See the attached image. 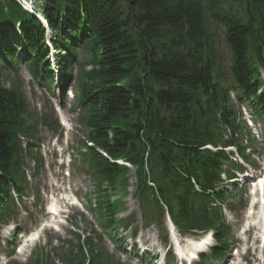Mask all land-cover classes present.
<instances>
[{
    "label": "trees",
    "instance_id": "trees-1",
    "mask_svg": "<svg viewBox=\"0 0 264 264\" xmlns=\"http://www.w3.org/2000/svg\"><path fill=\"white\" fill-rule=\"evenodd\" d=\"M39 1L52 45L64 53L57 59L62 84L79 63V167L93 186L102 228L117 242L123 233H113L122 226L135 232L130 217L119 224L121 203L111 199L133 185L145 226L162 227L167 211L182 233L212 229L214 256L222 259L229 238L221 204L232 193L221 175L234 176L223 166L235 161L219 147L236 145L244 154L245 123L231 91L264 119V0ZM45 39L36 16L17 0H0V222L13 208L12 192L24 195L31 162L37 177L39 127L56 130L52 114L33 112L22 85H6V68L15 71L24 60L49 86ZM93 236L77 234L58 260L113 264ZM39 255L31 264H49Z\"/></svg>",
    "mask_w": 264,
    "mask_h": 264
},
{
    "label": "rangeland",
    "instance_id": "rangeland-1",
    "mask_svg": "<svg viewBox=\"0 0 264 264\" xmlns=\"http://www.w3.org/2000/svg\"><path fill=\"white\" fill-rule=\"evenodd\" d=\"M39 2L41 3V0ZM51 61H54V59H52ZM8 72L10 74L6 85H22L27 101L36 115H39L44 111H48L54 117L51 108H57L58 112H56L57 115L55 114V116H57L59 120L61 118L65 122L67 127L71 128L70 130H66L65 135H60L54 139L50 138L51 133L45 131L43 134V141L36 149V151L40 153L39 170L41 171L42 181L40 195H43L46 201H53L55 199V206L53 205L55 208H59L60 206H62L64 209H66L65 200L61 199V197L64 196H66L68 200L76 203V205L72 206L71 209H69L72 213V215L70 216V220H67L65 224H56V226L58 227V231L51 229L47 230V228L42 231L43 237L40 239V246L43 247L45 242H51L53 240L51 245L47 244L46 246H44V252H47L48 254L50 253L49 255L52 257V255H55V252L53 250H51L50 252V249L53 247H59L57 248V250H59L60 247L63 246L62 238L72 239L73 242L76 243L75 234L72 233L74 232V229L87 236V234H89L91 224H94L95 227L98 224L97 219L89 211L86 202V195L91 192L92 186L89 183L87 177L80 172V168H78L77 166L78 164L75 159L78 153L73 152L72 150L73 147H77L78 145L81 149V139L83 134V129L79 128L77 121L79 119V112L71 110L75 105V90L72 87V89L69 91V93L72 92L73 97L75 96L74 98L69 97L68 99L63 100V102H59V100L57 101L55 99V96L57 97L59 94V88L57 87V85H52L51 90L43 88L41 85L37 84L36 80L29 74L24 65H19L17 72H10L9 70ZM233 103L237 105L236 110L238 109L239 111L238 100L233 99ZM60 106H62V108ZM240 108L242 109L243 116L248 118L249 114L251 113L250 109L246 106H242ZM247 130H251L252 133L254 132L253 134L257 138L256 143H254L257 154H255L252 158V162L257 165L264 160V156L262 153L264 152V149L262 150V147H264V128L263 126L260 127V129L252 127L250 128V130ZM63 131H65V129H63ZM251 132L250 137H252ZM29 165V170L34 168L33 162ZM29 170L27 169L28 172ZM132 190L133 189L130 188V191ZM36 197L37 195L34 196L33 193H30V196L25 198L26 204L24 205H27L29 211L32 212V216L30 218L34 219V221H36L38 225H41L42 223L52 224V218L55 217L56 220L57 218H61L63 213H61L59 217H57L56 214H46L44 206L45 200L37 202ZM243 200L248 203L249 193L244 195ZM233 201L234 206L237 208L236 212L230 213L227 211V218L229 221L228 223L231 226V235L234 237V242L232 243L233 250L225 257V261L222 264H226V262H230V264H264V215H262V212L264 214V202H262L260 206L256 205L255 207H250V205H245L246 207H248L244 208L242 207L241 203H239V197L234 198ZM36 202L37 204L35 205ZM125 202L126 212L123 217L134 214V219H138V237H136V239L128 238L123 243L121 242L119 244H117V242H114L113 239L108 237L107 235H103V237H101V240L93 236V240L94 242L99 243V246L103 249L105 255L110 257V261L113 264H150V261L146 262V260L142 256H138L134 253L133 245L145 244V247L147 248H143V250L148 251L151 246L150 242H152L153 246L157 243L155 238L156 236H159L160 230L157 225H152L148 229H144L142 227V223L140 220V211L138 208V200L132 194L125 196ZM22 208L23 207H21V209ZM248 208H250L251 211L254 210V214L246 216V211ZM20 217L23 220V223H28L27 214L23 213L20 215ZM70 222H73V224H71ZM250 223L256 225L254 229L252 228L253 231H249L246 234L247 240L248 237L250 238V240L247 243L241 242L240 239L237 238L238 235H242L239 233V230L245 229ZM245 224L246 226H244ZM34 228L35 225L29 223L26 232H29V230H32ZM10 230L11 228H8L7 232H9ZM26 232H24L23 235H25ZM125 235L131 237V231L126 232ZM251 235H253V238L250 237ZM149 237H151V240H148ZM54 238H58V240L56 241V239ZM199 239H203V242H205L206 244L211 243L213 245L214 243V241L212 239H209L207 235H201ZM157 244L158 246H160V242H158ZM245 246L247 247V249H245ZM64 247L65 248L63 249L66 251L67 245H65ZM168 248L169 246H166L167 250ZM2 249H0V264H9L11 260H15L20 264L24 262V257L22 255L16 254L13 256H9L6 255L4 248ZM165 250H162V253H164L163 251ZM63 253L64 251L62 252V254ZM154 253L158 254V251H155ZM62 254L61 256H63ZM54 263L61 264V262H58V260H54ZM158 264H161V261H159Z\"/></svg>",
    "mask_w": 264,
    "mask_h": 264
},
{
    "label": "bare ground",
    "instance_id": "bare-ground-1",
    "mask_svg": "<svg viewBox=\"0 0 264 264\" xmlns=\"http://www.w3.org/2000/svg\"><path fill=\"white\" fill-rule=\"evenodd\" d=\"M259 185H261V190L264 191V182L260 183Z\"/></svg>",
    "mask_w": 264,
    "mask_h": 264
}]
</instances>
